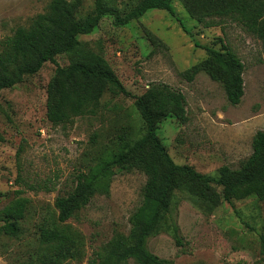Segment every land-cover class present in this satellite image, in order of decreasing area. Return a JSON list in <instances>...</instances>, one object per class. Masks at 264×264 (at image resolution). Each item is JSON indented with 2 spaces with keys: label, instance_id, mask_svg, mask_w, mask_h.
Here are the masks:
<instances>
[{
  "label": "rangeland",
  "instance_id": "374dc122",
  "mask_svg": "<svg viewBox=\"0 0 264 264\" xmlns=\"http://www.w3.org/2000/svg\"><path fill=\"white\" fill-rule=\"evenodd\" d=\"M49 1L0 0V40L27 27ZM100 1L124 14L140 0ZM171 1L189 34L165 11L149 10L122 26L105 16L92 33L78 37L106 59L130 96L106 89L93 112L53 126L45 117L47 86L55 72L49 61L0 92V209L18 197L28 204L15 235L2 231L0 222V264H87L116 236L127 235L129 216L142 201L145 175L140 170H114L108 192L95 193L64 222L57 219L54 201L73 189L78 173L114 152L128 131L133 138L141 136L144 126L133 103L151 85L184 96L186 121L168 116L156 129L174 163L216 177L220 167L237 169L251 154L253 135L264 131L261 42L228 21L204 28L178 0ZM95 2L79 0L76 17L92 12ZM218 39L244 65V94L237 106L228 103L221 85L204 71L192 80L185 73L207 58L201 47L220 49ZM54 58L60 67L69 63L64 55ZM173 203L169 219L178 228L180 245L164 226L146 242L151 254L169 264H264L258 242L264 234V202L255 195L212 206L176 191ZM43 229L50 232L48 242L40 240ZM126 264L136 263L129 259Z\"/></svg>",
  "mask_w": 264,
  "mask_h": 264
},
{
  "label": "trees",
  "instance_id": "16d2710c",
  "mask_svg": "<svg viewBox=\"0 0 264 264\" xmlns=\"http://www.w3.org/2000/svg\"><path fill=\"white\" fill-rule=\"evenodd\" d=\"M183 9L204 28L228 21L241 26L261 42L264 52V0H178ZM79 0H50L42 13L35 15L27 27H19L0 40V92L22 82L25 76L38 73L49 61L55 64L54 76L47 86V121L53 125L72 124L75 117L91 113L106 89L130 96L123 88L106 59L86 47L79 36L89 35L105 16L122 26L142 17L149 10L168 13L186 34L188 29L176 14L171 0H140L130 11L120 14L116 8L96 0L94 9L85 17H76ZM146 35H149L148 32ZM153 40L152 36H149ZM220 49L203 46L207 58L189 68L187 78L204 71L219 83L228 103L237 106L244 94V65L221 39ZM199 47L197 43H194ZM68 58L60 67L56 56ZM144 126L139 138L131 132L118 139V147L106 158L91 165L86 173L76 175V183L64 196L55 198L57 219L64 222L86 207L95 193H107L113 171L140 170L145 175L142 201L129 216L127 235L116 236L106 250L94 252L87 264H169L146 249L148 238L170 227L177 244L180 237L169 215L174 206V193L189 196L216 206L220 201L244 199L255 195L264 202V131H256L251 141V154L237 169L222 166L216 177L205 176L188 165H178L168 155L157 137V124L168 116L180 123L186 121L184 96L165 85H151L133 103ZM215 187L220 188V192ZM33 189L32 186H29ZM27 200L18 197L0 209L1 229L15 235L18 221L27 211ZM50 232L41 230V242L51 240ZM259 251L264 260V234L258 235Z\"/></svg>",
  "mask_w": 264,
  "mask_h": 264
}]
</instances>
